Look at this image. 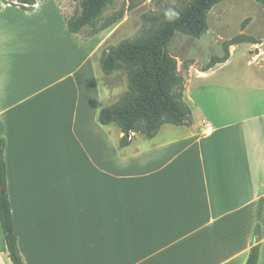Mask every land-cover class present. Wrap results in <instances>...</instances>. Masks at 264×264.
<instances>
[{
    "label": "crops",
    "instance_id": "crops-1",
    "mask_svg": "<svg viewBox=\"0 0 264 264\" xmlns=\"http://www.w3.org/2000/svg\"><path fill=\"white\" fill-rule=\"evenodd\" d=\"M48 4L69 55L61 43L53 57ZM78 37L55 0L29 11L0 0V139L24 263L246 264L259 228L264 264V77H221L234 53L208 71L190 66L192 121L120 148V128L98 122L127 92L116 73L96 75L109 37ZM254 50L248 65L264 74Z\"/></svg>",
    "mask_w": 264,
    "mask_h": 264
},
{
    "label": "trees",
    "instance_id": "trees-1",
    "mask_svg": "<svg viewBox=\"0 0 264 264\" xmlns=\"http://www.w3.org/2000/svg\"><path fill=\"white\" fill-rule=\"evenodd\" d=\"M227 0H190L171 18L160 20L152 16L151 28L134 40H122L108 45L101 53L102 72L111 76L124 70L128 90L112 105L101 108L98 122L102 126L116 124L123 138L120 148L127 147L133 134H142L152 140L165 124L185 126L192 121V111L185 101V78L179 70L178 60L170 52V44L177 33L200 39L209 31L208 15L218 4ZM264 3V0H256ZM15 2L25 10H32L37 0H3ZM113 0H81L79 9L67 18L68 30L73 35L92 39L123 19V12L103 17L104 9ZM242 43H257L246 35L224 43L225 54L212 56L201 70L208 71L230 59V47ZM5 141L0 139V222L6 251L12 264H25L18 244L11 202L8 194ZM260 230L254 235V245L246 264H258Z\"/></svg>",
    "mask_w": 264,
    "mask_h": 264
},
{
    "label": "rangeland",
    "instance_id": "rangeland-1",
    "mask_svg": "<svg viewBox=\"0 0 264 264\" xmlns=\"http://www.w3.org/2000/svg\"><path fill=\"white\" fill-rule=\"evenodd\" d=\"M48 0H37L45 2ZM61 8L63 21L67 24V18L72 17L79 9L81 0H55ZM190 0H113L103 11V17L115 15L123 12V19L116 25L100 33L109 37L107 45H116L122 40H134L142 36L151 28L149 19L154 16L160 20L171 18L166 14H175L182 9ZM48 4L41 8L40 12L46 14L47 17L53 19L52 25V52L58 54L60 52L61 43L64 47H68V55L70 48L68 41L64 38V31L61 29V19L58 12ZM29 11V10H28ZM209 31L200 39H194L187 35L177 33L170 44L171 54L178 60L179 70L184 76L186 70L190 66L202 69L206 66L212 56L222 57L225 54L224 43L237 36L246 35L251 37L257 45L251 43H242L237 46H231L230 55L234 53L230 63L222 68L221 77L229 78L233 82H246L248 80H257L264 77L259 73L255 66L248 65V59H252L255 52L262 51L264 55V3L256 0H227L215 6L208 15ZM63 28V26H62ZM80 40L85 39L83 35H78ZM97 37V36H96ZM93 39V38H92ZM62 47V52L64 53ZM101 55L95 56L96 75L100 77L102 70L100 67ZM264 62V57L263 60ZM54 63V58H53ZM117 81L121 84V88L128 89L127 74L124 70L116 72ZM118 98V99H117ZM120 97L114 100L105 101V107L113 104ZM102 126V125H101ZM7 251L5 247H0ZM0 249V250H1ZM7 258V256H5ZM5 258V259H6Z\"/></svg>",
    "mask_w": 264,
    "mask_h": 264
},
{
    "label": "built area",
    "instance_id": "built-area-1",
    "mask_svg": "<svg viewBox=\"0 0 264 264\" xmlns=\"http://www.w3.org/2000/svg\"><path fill=\"white\" fill-rule=\"evenodd\" d=\"M208 131H212V127H209ZM8 258L5 259L3 257H0V264H12L11 260Z\"/></svg>",
    "mask_w": 264,
    "mask_h": 264
},
{
    "label": "clouds",
    "instance_id": "clouds-1",
    "mask_svg": "<svg viewBox=\"0 0 264 264\" xmlns=\"http://www.w3.org/2000/svg\"><path fill=\"white\" fill-rule=\"evenodd\" d=\"M166 15H169V16H171V15H174V14H166Z\"/></svg>",
    "mask_w": 264,
    "mask_h": 264
}]
</instances>
